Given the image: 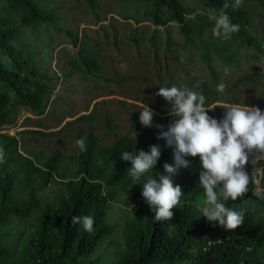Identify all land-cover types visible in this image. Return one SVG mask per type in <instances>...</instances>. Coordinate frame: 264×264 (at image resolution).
Returning a JSON list of instances; mask_svg holds the SVG:
<instances>
[{
    "label": "trees",
    "instance_id": "16d2710c",
    "mask_svg": "<svg viewBox=\"0 0 264 264\" xmlns=\"http://www.w3.org/2000/svg\"><path fill=\"white\" fill-rule=\"evenodd\" d=\"M84 1L95 13L97 0ZM204 1L210 10L226 14L232 24L240 26L229 38L230 43L202 42L206 62L212 56L224 63L238 59L239 52L233 51L232 44L239 37L240 47L264 54V42L251 33L256 6L264 7V0H239L238 4L237 0ZM5 2L7 14L0 17V128L13 125L21 108L29 109L35 116L45 115L54 92L57 73L37 67L32 53L23 45L24 29L49 25L66 33L80 49L79 63L90 71L100 69L97 60L80 47L78 35L60 27V16L53 8H44L36 0ZM188 14L180 0H154L151 11L156 25L179 23L186 43L194 45L199 29L187 19ZM254 79L255 76H246L235 85ZM263 102L264 97L248 95L244 100L235 99L234 104L263 108ZM223 114L220 105L208 113L217 120ZM94 119L95 107L92 113L68 124ZM131 119H138L135 111ZM107 123L110 132H114L111 117ZM25 132L47 135L41 131ZM18 134L0 131V149L4 151V162L0 163V264H102L101 260L90 258L101 242L116 233L119 243L114 246L110 241L111 257L103 264H264V200L254 195L258 187L264 188V173L257 176L258 185H249L245 196L234 202L222 201L244 216L240 227L228 230L201 214L203 207L197 202H204L206 197L199 182V157H187L190 166L172 177L173 184L182 188L183 196L172 210L173 218L161 223L155 221L141 193L149 177L158 179L157 174H166L163 165L174 163L173 150L165 146L164 140L155 137L154 145L160 147L161 156L152 171L135 181L128 175L131 163L120 155L126 151L149 152L152 145L131 133H114V142L105 144L92 126L85 148L69 156L60 149L46 155L22 150ZM69 167L73 170L69 171ZM253 167L264 168V162L249 164L250 174ZM50 184L54 189L49 196L39 193L41 187ZM120 205L130 210L118 224L109 215ZM87 215L94 219L91 232L72 223L73 216Z\"/></svg>",
    "mask_w": 264,
    "mask_h": 264
},
{
    "label": "rangeland",
    "instance_id": "374dc122",
    "mask_svg": "<svg viewBox=\"0 0 264 264\" xmlns=\"http://www.w3.org/2000/svg\"><path fill=\"white\" fill-rule=\"evenodd\" d=\"M36 1L57 12L60 27L78 35L80 47L97 60L100 69L90 71L79 63L80 49L66 33L49 25L23 30V45L32 53L37 67L55 71L57 77L45 115L35 116L29 109L21 108L13 125L0 128L1 132L11 135L20 133L22 150L41 151L46 155L60 149L67 156L76 155L82 151L76 142L81 139L85 142L92 126L105 144H112L115 134L131 133L154 145L155 137L160 134L157 126L162 125L167 131L172 122L168 114L171 105L155 95L160 87L176 86L202 92L206 97L205 107L211 111L218 105L234 104L235 99L244 100L248 95L264 97V54L240 47V37L232 44L233 51L239 52L235 61L224 63L213 56L207 62L204 60L202 42H229L213 36L212 28L222 13L210 10L204 0H180L189 11L187 19L198 25L199 38L194 45L186 43L179 23L167 22L163 26L153 22L154 0H97L95 13L84 0ZM5 6V0H0V17L7 14ZM256 10L251 33L264 42V7L257 5ZM164 18L167 20V16ZM246 76H255V79L235 85ZM221 83L225 85L223 93L218 91ZM145 106L153 111L151 127L142 126L139 121ZM94 107L93 121L68 124L92 113ZM260 109L264 111V107ZM133 111L138 116L136 121L131 119ZM108 117L114 121V132L108 129ZM64 126L59 134H54ZM25 131H41L47 135ZM53 189L54 185L50 184L41 187L39 193L49 196ZM197 204L204 207V202ZM129 210L130 207L120 205L109 216L121 224ZM110 241L117 246L119 233L101 242L90 259H99L102 264L107 262L113 247Z\"/></svg>",
    "mask_w": 264,
    "mask_h": 264
},
{
    "label": "clouds",
    "instance_id": "9594fccd",
    "mask_svg": "<svg viewBox=\"0 0 264 264\" xmlns=\"http://www.w3.org/2000/svg\"><path fill=\"white\" fill-rule=\"evenodd\" d=\"M239 29L238 24H232L222 14L212 34L229 39ZM224 89L223 83L218 85L219 92L223 93ZM155 95L171 105L168 114L172 122L167 131L162 125L157 126L160 129L157 139L164 140L165 146L173 150L174 162L163 165L166 174H157L158 179L149 177L142 185L141 195L154 213L155 221L162 223L173 218L172 210L179 204L183 192L179 185L173 184L172 177L190 166L187 157H199V182L206 197L201 214L228 230L237 229L244 216L222 201L234 202L248 193L250 184H259L257 176L264 173V168L253 167L250 174L247 166L264 162V111L259 107L224 104L223 117L217 120L208 115L211 110L205 107L206 97L202 92L172 86L160 87ZM152 119L153 111L145 106L140 111L141 125L151 127ZM76 143L85 148L83 139ZM160 156L158 145H152L149 152L126 151L120 155L123 161L131 163L128 175L135 181L152 171ZM3 162L4 151L0 149V163ZM254 195L264 200V188L258 187ZM72 223L81 224L85 231L91 232L94 219L90 215L73 216Z\"/></svg>",
    "mask_w": 264,
    "mask_h": 264
}]
</instances>
